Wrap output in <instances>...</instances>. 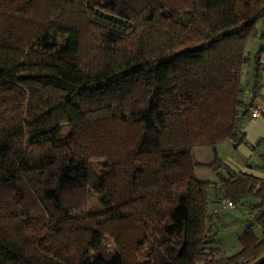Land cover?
I'll list each match as a JSON object with an SVG mask.
<instances>
[{
	"label": "trees",
	"instance_id": "obj_1",
	"mask_svg": "<svg viewBox=\"0 0 264 264\" xmlns=\"http://www.w3.org/2000/svg\"><path fill=\"white\" fill-rule=\"evenodd\" d=\"M259 22L264 0H0V264H264V179L200 181L192 154L243 142ZM210 193L256 200L230 256Z\"/></svg>",
	"mask_w": 264,
	"mask_h": 264
},
{
	"label": "crops",
	"instance_id": "obj_2",
	"mask_svg": "<svg viewBox=\"0 0 264 264\" xmlns=\"http://www.w3.org/2000/svg\"><path fill=\"white\" fill-rule=\"evenodd\" d=\"M249 46H251L252 55L250 62L244 67L241 82V100L246 111L242 114L238 125V132L242 133L244 137L243 142L234 145L233 142L227 140L217 145L215 150L210 147L194 148L193 158L200 164L194 169V174L200 181L218 183V175L227 178L229 172L235 174L241 172L264 179V116L248 117V112L252 109L258 106L264 107V71H262L261 79L254 86L253 55L259 46L258 39L249 40L247 48ZM215 157L220 161V166L217 169L205 166L211 163ZM210 201L208 209H218L221 195L218 194L214 197L210 193ZM224 209L229 211L233 208ZM231 215L236 216L235 214Z\"/></svg>",
	"mask_w": 264,
	"mask_h": 264
},
{
	"label": "rangeland",
	"instance_id": "obj_3",
	"mask_svg": "<svg viewBox=\"0 0 264 264\" xmlns=\"http://www.w3.org/2000/svg\"><path fill=\"white\" fill-rule=\"evenodd\" d=\"M258 29L264 28V23L259 22ZM248 56L252 55L251 46L247 48ZM92 168L95 173L100 176L102 172V162L93 161ZM88 198L86 201L87 207H106L109 204L108 194L100 187L91 188L88 191ZM224 201V200H223ZM222 199L219 201L218 209L210 208L211 221L209 223V235L213 236L215 240L219 239L220 244L213 243L211 247L216 249V254L225 253L227 256L232 255L239 249L236 242V235H238L244 226L248 223H253V210L249 203H255L256 200L248 198L244 200L238 207H234L229 211L222 208ZM249 204V205H248ZM235 214L236 216L233 217ZM236 217V219H235Z\"/></svg>",
	"mask_w": 264,
	"mask_h": 264
},
{
	"label": "built area",
	"instance_id": "obj_4",
	"mask_svg": "<svg viewBox=\"0 0 264 264\" xmlns=\"http://www.w3.org/2000/svg\"><path fill=\"white\" fill-rule=\"evenodd\" d=\"M260 62L264 64V56L261 57ZM262 113H264V107L258 106L248 112V117L255 118V117L260 116ZM221 206L222 208H234L235 207L233 203L229 200H224Z\"/></svg>",
	"mask_w": 264,
	"mask_h": 264
}]
</instances>
